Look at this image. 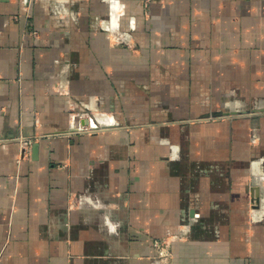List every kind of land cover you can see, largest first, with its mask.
Here are the masks:
<instances>
[{"label":"crops","instance_id":"crops-1","mask_svg":"<svg viewBox=\"0 0 264 264\" xmlns=\"http://www.w3.org/2000/svg\"><path fill=\"white\" fill-rule=\"evenodd\" d=\"M162 239L264 264V0H0V264Z\"/></svg>","mask_w":264,"mask_h":264},{"label":"built area","instance_id":"built-area-1","mask_svg":"<svg viewBox=\"0 0 264 264\" xmlns=\"http://www.w3.org/2000/svg\"><path fill=\"white\" fill-rule=\"evenodd\" d=\"M28 34L33 38L38 37V32L35 30L30 31ZM22 144L24 146V154H26V150H28L33 144V139L24 138L22 139ZM153 245L157 251V259L159 264H173V254L170 249V242L165 239L156 240Z\"/></svg>","mask_w":264,"mask_h":264},{"label":"water","instance_id":"water-1","mask_svg":"<svg viewBox=\"0 0 264 264\" xmlns=\"http://www.w3.org/2000/svg\"><path fill=\"white\" fill-rule=\"evenodd\" d=\"M35 149H37V144L34 146Z\"/></svg>","mask_w":264,"mask_h":264}]
</instances>
